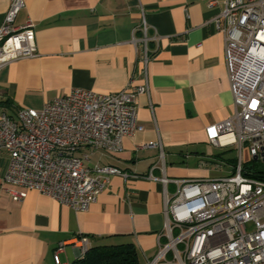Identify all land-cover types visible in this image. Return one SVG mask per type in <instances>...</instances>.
Instances as JSON below:
<instances>
[{"label": "crops", "instance_id": "1", "mask_svg": "<svg viewBox=\"0 0 264 264\" xmlns=\"http://www.w3.org/2000/svg\"><path fill=\"white\" fill-rule=\"evenodd\" d=\"M14 24H34L37 55L0 69V106L41 108L79 87L115 92L129 81L144 83L140 45L143 12L152 55L148 93L137 95L142 126L123 138L115 154L94 152L95 163L128 174L111 176L85 210H75L36 190L13 200L3 189L8 162L0 153V264H60L81 257L76 239L88 245L132 243L138 257L153 256L163 229V188L155 176L218 177L231 171L233 146L208 142L205 127L233 111L224 62V42L210 18L219 6L208 0H23ZM11 0H0V26ZM6 101V102H5ZM146 146H143V145ZM164 152V169L158 162ZM152 166H154L152 168ZM152 168V169H151ZM168 192L176 183H166Z\"/></svg>", "mask_w": 264, "mask_h": 264}, {"label": "built area", "instance_id": "2", "mask_svg": "<svg viewBox=\"0 0 264 264\" xmlns=\"http://www.w3.org/2000/svg\"><path fill=\"white\" fill-rule=\"evenodd\" d=\"M207 3L219 6L210 20L223 36L234 108L225 119L208 124L205 135L215 146H233L237 158L228 174L213 178L169 179L150 170L148 176L164 185V224L157 235V251L145 257V264H264V176L250 175L252 169L246 167L251 159L264 162V0ZM23 4L11 0L0 26V69L37 55L34 24L30 20L14 24ZM139 29L141 36L132 41L140 45L144 83L129 81L108 93L75 87L39 109L20 106L14 115L0 113V153L8 155L3 189L13 200L36 190L85 210L112 175L128 176L109 164H91L90 155L120 152L123 138L142 128L136 121V97L149 91L152 58L143 12ZM158 162L163 170L161 148ZM169 180L176 183L173 192L166 189ZM76 243L83 256L89 248L87 237L79 235ZM63 244L53 253L55 264H60Z\"/></svg>", "mask_w": 264, "mask_h": 264}, {"label": "trees", "instance_id": "3", "mask_svg": "<svg viewBox=\"0 0 264 264\" xmlns=\"http://www.w3.org/2000/svg\"><path fill=\"white\" fill-rule=\"evenodd\" d=\"M8 107L11 108L10 103ZM246 167L252 169L250 175L264 176V169H257L248 164ZM69 264H140V262L134 244L121 243L90 246L83 256Z\"/></svg>", "mask_w": 264, "mask_h": 264}, {"label": "rangeland", "instance_id": "4", "mask_svg": "<svg viewBox=\"0 0 264 264\" xmlns=\"http://www.w3.org/2000/svg\"><path fill=\"white\" fill-rule=\"evenodd\" d=\"M34 108V107H33ZM36 109H39V108H36ZM2 111H5V112H7V113H10V114H15V108H10V107H8L7 109H3L1 106H0V113L2 112ZM228 155L229 156H231V157H236L237 158V151L235 150V149H231V150H229V153H228ZM98 157L99 156H97V155H95V156H91V164H93V163H95L97 160H98ZM245 158H246V160L248 159V156L247 155H245ZM249 166H253V167H255V168H257V169H264V162L263 161H256V160H248L247 162H246ZM139 262H140V264H145V261L143 260V258L142 257H139Z\"/></svg>", "mask_w": 264, "mask_h": 264}]
</instances>
